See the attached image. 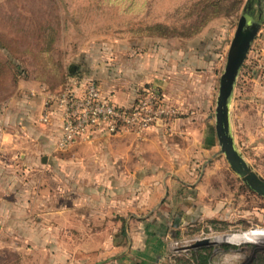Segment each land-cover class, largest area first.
I'll list each match as a JSON object with an SVG mask.
<instances>
[{
    "label": "rangeland",
    "instance_id": "374dc122",
    "mask_svg": "<svg viewBox=\"0 0 264 264\" xmlns=\"http://www.w3.org/2000/svg\"><path fill=\"white\" fill-rule=\"evenodd\" d=\"M104 1L0 0V157L9 152L16 158L11 151L21 140L29 145L39 141L48 125L38 119L44 92L59 87L66 75L81 78L90 57L105 62L119 54L140 57L153 71L142 84L165 78L163 90L172 91L169 102L178 108L174 123L161 127L163 150L146 155L173 180L166 191L176 196L167 202L176 208L168 221L178 223L168 235L163 264H176V258L188 257L199 245L208 246L207 264H252L245 244L264 248V197L230 168L214 132L218 78L236 20L250 1L116 0V23L101 21L113 9ZM260 2V24L237 73L228 111L236 148L264 177V0ZM109 31H115V38H105ZM102 46L116 49V55L98 52ZM192 124L202 140L200 150L188 145L187 131L180 132ZM2 131L9 134L3 137ZM42 136L49 150L40 155L56 162L27 168L23 205L13 198L14 207L0 211V264H36L38 257L50 254L62 257L64 240L81 237L75 226L65 227L91 222L92 217L105 220L106 230L84 234L112 232L107 228L112 215L102 212L114 200L101 195L116 187L106 181V176L116 180V169L97 162L114 156L87 147L97 139L52 150L54 136ZM100 139L116 144V135ZM125 158L137 155L126 153ZM165 205L162 200L158 204L160 209ZM16 210L22 213L14 214ZM90 210L101 214L92 216ZM204 237L209 242L193 244ZM232 243L234 247L227 246Z\"/></svg>",
    "mask_w": 264,
    "mask_h": 264
},
{
    "label": "crops",
    "instance_id": "0c3cea01",
    "mask_svg": "<svg viewBox=\"0 0 264 264\" xmlns=\"http://www.w3.org/2000/svg\"><path fill=\"white\" fill-rule=\"evenodd\" d=\"M104 3L113 9L111 11L112 14H103L101 21L104 23H116V0H105ZM114 33L115 31H109L104 36L107 39L115 38ZM102 47L98 49V52L102 51V53H111L112 56L116 55V49H113L111 46ZM120 55L108 59L107 62L90 57L91 60L84 62L83 76L81 78L75 76L74 78L80 80L87 77L94 78L101 91L107 94L113 101L118 104L129 105L135 97L137 88L143 85L142 83L149 81L153 71L148 68L146 62L141 60L140 57H121ZM164 81L165 78L162 77L160 80L152 83L159 85L163 98L169 102V95L172 91L167 92L168 90H163L162 84H164ZM175 122H177V119ZM45 124H48L47 129L45 132H42L44 134H41L39 141L29 145L21 140V142L16 144L17 148L11 151L13 154L16 152V158H10L9 152V154L4 153L8 155L7 158L0 157V211L4 209V213L7 212L6 209L8 207H14L15 204L11 201L13 198L17 200V205H23L22 199L25 197L24 188L29 178L25 175L27 168H38L40 165L46 168V166H50L56 162L54 160H45L44 156L40 155V151L49 150L48 144L45 145V137L42 135L47 136L52 134L55 142L59 134L60 118L58 113L53 112ZM19 126L20 131L24 132L22 129L23 124L20 123ZM180 130V132L187 131L189 133L188 135L185 134L186 137L189 136L187 140L188 145H191L192 149L197 146V150H200L199 145L202 140L196 136L198 129L193 128L192 124ZM6 134L9 133H5L4 131L1 133L3 137ZM163 136L162 128L153 126L147 129L141 138H136L128 133H122L116 135V144L103 143V139H100V137L94 138L93 140L97 139L94 142L87 143V147L92 149L94 153L107 152V155L114 156L109 159H99V162H97L102 166L106 165L116 169V180L110 176H106V181L116 182V187L112 191L107 192L106 196L104 194L101 195L102 199L112 198L114 200L109 203L111 205L110 209L102 212L103 215H112L109 218L111 220L110 224H107L108 232H112L102 233L97 237H90L84 234L85 230L103 231L106 222L97 217H92L91 222L90 220L86 222L82 221L72 225L68 229L65 227L66 230H73L75 226L76 231H81L80 239H74L73 235H71L64 240L66 252L62 257L50 254L38 257L35 263L163 264L168 235L171 232L175 233L171 229L176 227L178 223L177 220L171 223L168 221V215L173 214L176 208L173 205L170 207L167 202L169 197L176 198V196H169L168 190L166 191V188L172 184L173 180L169 175L163 173L159 163L146 157L152 151L160 152L163 150ZM172 144L175 145L174 142ZM44 145L47 148L44 149ZM6 146L8 148L11 147V145L7 144ZM9 149L11 150V148ZM54 149L53 144L52 150ZM132 152L137 155V158L126 159L125 154ZM99 153L97 154L99 155ZM28 155L31 157L26 158ZM14 180L15 186L12 184ZM18 200H20L19 203ZM161 200L166 205L160 209V205L158 206V204H160ZM18 213H22V211L16 210L14 214ZM90 213L92 216L93 213L96 216L101 214L92 210H90ZM13 217L15 222L19 220L15 216ZM93 223H100L103 226L94 228L91 226ZM53 245H57V243ZM72 248L77 250L74 251Z\"/></svg>",
    "mask_w": 264,
    "mask_h": 264
},
{
    "label": "built area",
    "instance_id": "2783aa9c",
    "mask_svg": "<svg viewBox=\"0 0 264 264\" xmlns=\"http://www.w3.org/2000/svg\"><path fill=\"white\" fill-rule=\"evenodd\" d=\"M135 92L133 101L122 105L104 94L94 78L77 80L66 75L59 87L44 92L38 119L47 122L53 112L58 113L60 129L54 142L56 150L122 133L141 138L150 127H170L178 108L163 98L159 85H140Z\"/></svg>",
    "mask_w": 264,
    "mask_h": 264
},
{
    "label": "water",
    "instance_id": "95a60500",
    "mask_svg": "<svg viewBox=\"0 0 264 264\" xmlns=\"http://www.w3.org/2000/svg\"><path fill=\"white\" fill-rule=\"evenodd\" d=\"M250 4L247 3L239 14L230 38L225 55L223 69L218 78V88L214 106V132L219 145L230 168L238 175L240 180L257 194L264 197V177L256 171L241 155L236 148L230 131L229 123V101L233 85L245 57L246 51L256 30L260 24L262 6L260 0L257 3L256 16L248 12ZM222 241V240H219ZM225 242H230L224 240ZM249 241L250 240H241ZM208 238L196 240L193 244L207 243ZM212 242H218L213 239Z\"/></svg>",
    "mask_w": 264,
    "mask_h": 264
},
{
    "label": "trees",
    "instance_id": "16d2710c",
    "mask_svg": "<svg viewBox=\"0 0 264 264\" xmlns=\"http://www.w3.org/2000/svg\"><path fill=\"white\" fill-rule=\"evenodd\" d=\"M258 0L250 1L248 12L253 14L257 12ZM261 3V2H260ZM254 4V5H253ZM230 243V242H229ZM236 243L227 244V246L234 247ZM247 250L252 251V264H264V248H252L251 243H246ZM209 249L207 245H199L190 251L186 258H176V264H207L209 261ZM180 262V263H179Z\"/></svg>",
    "mask_w": 264,
    "mask_h": 264
},
{
    "label": "bare ground",
    "instance_id": "6f19581e",
    "mask_svg": "<svg viewBox=\"0 0 264 264\" xmlns=\"http://www.w3.org/2000/svg\"><path fill=\"white\" fill-rule=\"evenodd\" d=\"M245 237V236H244ZM248 237V236H247ZM251 238V237H250ZM254 238V237H253ZM236 239H238L239 240V237L238 238H236ZM236 239H234V241H236ZM262 239V238H261ZM263 239H264V237H263ZM243 240H244V238H243ZM222 241H224V240H222ZM258 241V240H257ZM238 242V241H237ZM263 242V241H262Z\"/></svg>",
    "mask_w": 264,
    "mask_h": 264
},
{
    "label": "flooded vegetation",
    "instance_id": "af4514ba",
    "mask_svg": "<svg viewBox=\"0 0 264 264\" xmlns=\"http://www.w3.org/2000/svg\"><path fill=\"white\" fill-rule=\"evenodd\" d=\"M249 1H252V0H249ZM250 4V2H248ZM250 6V5H249Z\"/></svg>",
    "mask_w": 264,
    "mask_h": 264
}]
</instances>
